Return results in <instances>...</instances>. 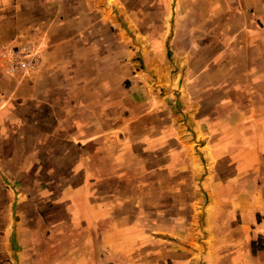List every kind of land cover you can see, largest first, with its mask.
<instances>
[{
	"label": "crops",
	"instance_id": "1",
	"mask_svg": "<svg viewBox=\"0 0 264 264\" xmlns=\"http://www.w3.org/2000/svg\"><path fill=\"white\" fill-rule=\"evenodd\" d=\"M254 179L264 0H0V264L250 254Z\"/></svg>",
	"mask_w": 264,
	"mask_h": 264
},
{
	"label": "rangeland",
	"instance_id": "2",
	"mask_svg": "<svg viewBox=\"0 0 264 264\" xmlns=\"http://www.w3.org/2000/svg\"><path fill=\"white\" fill-rule=\"evenodd\" d=\"M221 114L222 113L219 112V115ZM179 121H180V124L184 127V131H185L184 136H187L190 138L189 141L193 144V147H195V150H197V152L199 153L201 151L200 149L201 140L195 137V134L193 133V128L188 123V118L186 114L181 113V117ZM235 151L237 152V150ZM257 184L264 187V182L254 179V183H253L254 189H256ZM184 197L186 198V195L184 194V192H182L181 198H184ZM262 201L264 202V198L262 199ZM222 217H223L222 219L223 224L227 226L240 221V215L238 214V212L229 213L228 211H225ZM255 217H256L255 219L258 225L263 223L264 213L263 214L261 212L256 213ZM204 240H205V234H204V231L202 230L200 232V240H199L200 244L191 248L192 250H195L197 254L192 253L191 254L192 260L182 261L181 264H264V249L257 250L255 254H251V253L247 254V253H243L244 248H239V249L236 248L237 249L236 251L238 252L239 255H230L233 252H236L234 251L235 248L233 245L228 246L227 251H223L225 255H218V258L216 260L214 259L213 261H209L207 256L205 255L206 246L204 245ZM253 241H256L258 245L262 244L264 246V235H258L257 237L253 239ZM250 248L251 247L249 246V249ZM166 256H168L167 253H166ZM165 263L173 264L170 257H167Z\"/></svg>",
	"mask_w": 264,
	"mask_h": 264
},
{
	"label": "trees",
	"instance_id": "3",
	"mask_svg": "<svg viewBox=\"0 0 264 264\" xmlns=\"http://www.w3.org/2000/svg\"><path fill=\"white\" fill-rule=\"evenodd\" d=\"M250 246H251V253L252 254H255L257 250L264 249V246L262 244L258 245V243L256 241H253V240L250 242Z\"/></svg>",
	"mask_w": 264,
	"mask_h": 264
},
{
	"label": "built area",
	"instance_id": "4",
	"mask_svg": "<svg viewBox=\"0 0 264 264\" xmlns=\"http://www.w3.org/2000/svg\"><path fill=\"white\" fill-rule=\"evenodd\" d=\"M26 49L25 48H21V49H17V50H14V55H16L17 57L19 55L23 56L24 58H26L28 56V54L26 53ZM18 61V60H17ZM19 63V62H18ZM23 65V63L21 64Z\"/></svg>",
	"mask_w": 264,
	"mask_h": 264
}]
</instances>
